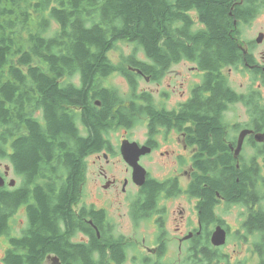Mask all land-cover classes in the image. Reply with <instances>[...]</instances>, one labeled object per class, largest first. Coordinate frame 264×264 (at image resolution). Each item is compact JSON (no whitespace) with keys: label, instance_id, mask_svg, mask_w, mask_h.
Masks as SVG:
<instances>
[{"label":"flooded vegetation","instance_id":"obj_1","mask_svg":"<svg viewBox=\"0 0 264 264\" xmlns=\"http://www.w3.org/2000/svg\"><path fill=\"white\" fill-rule=\"evenodd\" d=\"M262 14L264 0L232 3L226 36L234 53L226 60H208L212 53L204 51L191 60L184 43L168 45L180 51L154 62L139 48L127 44L125 54L117 44L103 75L90 83L67 78L72 89L89 94L103 122L70 184L69 172L38 181L27 175L23 182L32 195L38 182L69 199L68 212L55 222L65 258L50 253L42 264H264ZM70 107L86 135L84 105ZM5 166L0 191L20 188L17 181L9 186L16 174ZM32 203L17 206L8 238L28 229Z\"/></svg>","mask_w":264,"mask_h":264},{"label":"trees","instance_id":"obj_2","mask_svg":"<svg viewBox=\"0 0 264 264\" xmlns=\"http://www.w3.org/2000/svg\"><path fill=\"white\" fill-rule=\"evenodd\" d=\"M235 1L0 0V159L21 178L20 188L0 191V236L8 240L0 264H42L50 253L65 258L66 244L57 240L55 222L68 212L67 193L50 194L46 189L54 185L37 182L32 195L23 182L27 175L38 181L69 172L70 184L77 159L94 148L88 145L91 140H100L102 116L87 102L89 94L72 89L67 78L82 76L90 83L103 75L110 68L107 53L118 43L139 48L154 62L165 63L180 51H168V45L184 43L191 60L201 51L208 57L212 53L208 60H226L234 53L226 30L232 26L228 12ZM198 22L208 32L198 29ZM103 97L109 111L111 102ZM71 104L89 112L82 116L86 135L75 123ZM28 200L33 202L28 229L8 238L9 219Z\"/></svg>","mask_w":264,"mask_h":264},{"label":"rangeland","instance_id":"obj_3","mask_svg":"<svg viewBox=\"0 0 264 264\" xmlns=\"http://www.w3.org/2000/svg\"><path fill=\"white\" fill-rule=\"evenodd\" d=\"M259 22L261 21V24H264V14H262L261 17L258 18ZM259 22H256L259 23ZM243 30H246L245 28ZM118 45H121V47L124 49V53L127 54V53H130V50H131V47H128L126 46L127 44L126 43H118ZM116 78H112V80H115ZM240 80V78H238ZM113 83V82H112ZM122 89L125 90V88L122 86ZM119 135H120V131H117V133L115 134L116 138H119ZM8 161L6 159H0V171L3 172V167L5 165H7ZM12 179H14L15 181H17L16 183V186L19 187L21 185V178L19 176L16 177V175H13L11 177ZM7 188H9L7 186ZM21 221H22V216H21V213L20 214H17L15 216V220H14V225L20 229L21 227ZM8 244V240L5 236H0V258L2 256V253L6 247V245Z\"/></svg>","mask_w":264,"mask_h":264},{"label":"water","instance_id":"obj_4","mask_svg":"<svg viewBox=\"0 0 264 264\" xmlns=\"http://www.w3.org/2000/svg\"><path fill=\"white\" fill-rule=\"evenodd\" d=\"M246 131H243L242 133H241V136L245 133ZM257 138L258 139H261V136H257ZM8 167L7 166H5V169H7ZM9 183V186H13L14 184H15V180L14 179H10L9 181H8ZM5 184V180H4V177L3 176H0V188L1 187H3V185Z\"/></svg>","mask_w":264,"mask_h":264},{"label":"bare ground","instance_id":"obj_5","mask_svg":"<svg viewBox=\"0 0 264 264\" xmlns=\"http://www.w3.org/2000/svg\"><path fill=\"white\" fill-rule=\"evenodd\" d=\"M108 124V123H107Z\"/></svg>","mask_w":264,"mask_h":264}]
</instances>
